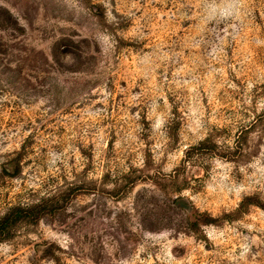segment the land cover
<instances>
[{
  "label": "rangeland",
  "instance_id": "obj_1",
  "mask_svg": "<svg viewBox=\"0 0 264 264\" xmlns=\"http://www.w3.org/2000/svg\"><path fill=\"white\" fill-rule=\"evenodd\" d=\"M0 264H264V0H0Z\"/></svg>",
  "mask_w": 264,
  "mask_h": 264
}]
</instances>
